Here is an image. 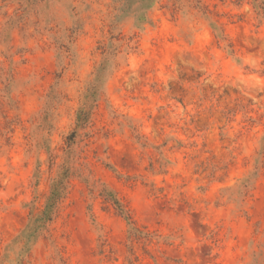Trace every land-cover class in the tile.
Returning a JSON list of instances; mask_svg holds the SVG:
<instances>
[{
	"label": "rangeland",
	"instance_id": "374dc122",
	"mask_svg": "<svg viewBox=\"0 0 264 264\" xmlns=\"http://www.w3.org/2000/svg\"><path fill=\"white\" fill-rule=\"evenodd\" d=\"M0 264H264V0H0Z\"/></svg>",
	"mask_w": 264,
	"mask_h": 264
},
{
	"label": "trees",
	"instance_id": "16d2710c",
	"mask_svg": "<svg viewBox=\"0 0 264 264\" xmlns=\"http://www.w3.org/2000/svg\"><path fill=\"white\" fill-rule=\"evenodd\" d=\"M54 198H52V203L48 206V208H50L51 210H53V208H54V205H55V203H54V200H53ZM50 201H51V198H50ZM47 213H45L44 212V216L46 215Z\"/></svg>",
	"mask_w": 264,
	"mask_h": 264
}]
</instances>
